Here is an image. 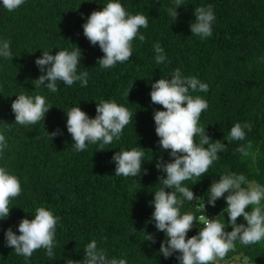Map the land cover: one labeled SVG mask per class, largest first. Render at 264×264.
<instances>
[{"label":"trees","instance_id":"16d2710c","mask_svg":"<svg viewBox=\"0 0 264 264\" xmlns=\"http://www.w3.org/2000/svg\"><path fill=\"white\" fill-rule=\"evenodd\" d=\"M109 2L25 0L9 12L0 0V41L10 40L13 54V60L0 57V121L8 123H0V132L7 140L0 153V167L16 175L22 187L20 196L10 203L9 217L0 219V264H66L67 259L82 264L85 246L93 239L109 259H126L127 264H179L178 254L167 259L160 254L165 234L151 220V201L162 186L158 178L166 175L156 163L161 158L171 160L170 150L159 146L155 133L154 112L164 109L151 102V85L161 78L170 79L177 68L183 76H195L208 84L207 92L190 90V94L208 101L199 123L213 142L221 140L226 146L205 175L183 185L208 199L210 185L229 172L264 185V0H183L175 21L167 12L175 7L174 0H118L128 13L148 17V27L140 29L146 39L133 41L129 61L103 69L97 60L104 53L84 36L83 24L93 11L102 10ZM207 5H212L215 14L213 34L201 38L191 33L190 24L195 21V8ZM156 43L164 49L166 60L162 64L155 61ZM76 46L82 52L78 74L88 72L86 87L79 81L71 86L57 81L58 91L53 93L46 85H34L42 74L35 60L43 51L55 55ZM20 94L46 98L52 107L45 120L35 125L15 123L11 103ZM108 100L127 107L133 114L132 122L120 139L105 145L104 150H99L102 142H97L77 152L67 131L66 112L79 106L94 118L96 105ZM237 122L251 123L252 130H245V140L229 142L230 129ZM57 129L62 135L50 139L47 132ZM195 139L198 142L199 136ZM248 141L252 142V155L243 156L236 149ZM133 147L145 152L141 175L116 176L113 155ZM41 206L60 218L55 256L50 260L47 250L41 248L25 260L6 246L4 233L11 227L19 235L20 220L34 219L35 209ZM226 206V199L220 198L215 207L207 203L206 209L214 218L223 213L219 218L227 223ZM180 211L198 217L191 202L185 201ZM246 211H251V206ZM237 223L246 221L241 216ZM201 227L196 222L188 238ZM231 230L229 225L226 231ZM146 234L154 235L156 243L146 240ZM235 258L241 264H264V240L248 246L237 241L236 250L224 261L229 264Z\"/></svg>","mask_w":264,"mask_h":264},{"label":"clouds","instance_id":"9594fccd","mask_svg":"<svg viewBox=\"0 0 264 264\" xmlns=\"http://www.w3.org/2000/svg\"><path fill=\"white\" fill-rule=\"evenodd\" d=\"M24 3L25 0H2L3 7L9 12L20 8ZM174 4L175 7L167 9V12L175 21L179 15L177 8L183 5V0H174ZM194 13L195 21L190 24L191 33L201 38L211 37L215 20L212 5L196 7ZM147 27L146 15L130 14L118 0H111L102 10L93 11L88 16L83 24V34L91 45L99 46L104 55L98 58L97 64L108 69L131 59L133 41L138 38L140 42H144L146 37L140 33V29ZM10 44V40L0 41V57L13 60ZM153 48L156 63H164V49L159 43L154 44ZM81 57L82 52L77 46L71 51L59 50L55 55L43 51V55L35 60L42 74L34 80V85H46L53 93L58 91L57 81L68 86L79 81L81 86L86 87L88 72L78 74ZM151 89V102L164 109L154 112L155 133L159 137V146L163 150H170L171 157L169 162L161 158L156 163V168L166 175L158 178L162 186L154 192V199L151 201L154 207L151 220L154 221L155 228L165 234V239L160 243V254L165 259L178 254L176 259L179 264H221L230 251L236 250L237 241L248 246L264 240V185L249 181L243 174L226 173L214 181L207 192V203L213 207L218 199H226L224 212L228 214L227 223L219 218L223 213L213 219L204 215L205 203L202 205V214L198 217L192 212L181 214L180 209L185 201H197L201 198L196 197L183 182L205 175L213 162L219 159L218 153L226 146L221 140L213 142L206 134L205 127L199 123L201 114L209 107L208 101L199 95L190 94V90L207 92L208 84L202 83L195 76H183L177 68L170 79L156 80ZM129 91L126 93L127 97ZM51 107L42 95L33 98L20 94L11 103L15 123L20 125H35L45 120ZM66 115L67 131L77 152H82L89 144L97 142H102L99 150H104L105 145L111 144L114 139H120L125 126L132 122L133 117L127 107L110 100L96 105L94 118L79 106L72 107ZM0 123L8 124L3 121ZM246 129L252 130L251 123H235L227 140H245ZM47 134L50 139L62 135L59 129ZM197 136L198 142L195 139ZM6 147L5 134L0 132V153ZM251 147L252 142L248 141L246 145L241 144L236 151L243 156H249L252 155L249 152ZM144 156L145 152L141 147L117 151L112 157L115 162V175L140 176ZM143 172L146 174L147 170L143 169ZM196 182L198 181L193 184ZM21 192L19 178L6 167H0V219L9 217L12 208L10 203ZM248 206H251V211H246ZM241 216L246 224L237 223ZM59 220L51 210L38 207L35 209L34 219L20 220L19 235L11 227L5 231L6 246L13 248L15 254L23 256L25 260L30 259L34 251L41 248L47 250L46 255L50 260L54 259L53 248L56 246V226ZM196 222L203 227L196 235L188 238V232ZM229 225L232 230L226 231ZM146 240L156 243L152 234H146ZM84 253L82 264H127L126 259H109L106 251L98 248L95 239L85 246ZM66 264H81V261L67 259Z\"/></svg>","mask_w":264,"mask_h":264},{"label":"built area","instance_id":"2783aa9c","mask_svg":"<svg viewBox=\"0 0 264 264\" xmlns=\"http://www.w3.org/2000/svg\"><path fill=\"white\" fill-rule=\"evenodd\" d=\"M196 197H201L200 199H198L197 201L194 199L193 201H191V203L194 205L195 209L198 210V216L202 214V205L205 203V209H206V205H207V199L205 196L200 195V194H195ZM204 215H206L209 219H213L214 218V214L207 211V209L204 211L203 213Z\"/></svg>","mask_w":264,"mask_h":264},{"label":"rangeland","instance_id":"374dc122","mask_svg":"<svg viewBox=\"0 0 264 264\" xmlns=\"http://www.w3.org/2000/svg\"><path fill=\"white\" fill-rule=\"evenodd\" d=\"M224 261H221V264H223ZM230 264H241V261L239 259L235 258Z\"/></svg>","mask_w":264,"mask_h":264},{"label":"crops","instance_id":"0c3cea01","mask_svg":"<svg viewBox=\"0 0 264 264\" xmlns=\"http://www.w3.org/2000/svg\"><path fill=\"white\" fill-rule=\"evenodd\" d=\"M233 260L229 261V264L232 262ZM223 264H226V262L224 261ZM243 264H246L245 262Z\"/></svg>","mask_w":264,"mask_h":264}]
</instances>
